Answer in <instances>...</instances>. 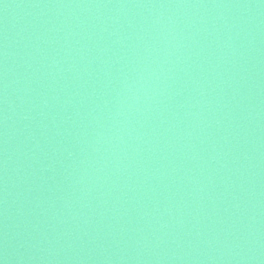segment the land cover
Here are the masks:
<instances>
[{
  "label": "water",
  "instance_id": "95a60500",
  "mask_svg": "<svg viewBox=\"0 0 264 264\" xmlns=\"http://www.w3.org/2000/svg\"><path fill=\"white\" fill-rule=\"evenodd\" d=\"M0 264H264V0H0Z\"/></svg>",
  "mask_w": 264,
  "mask_h": 264
}]
</instances>
